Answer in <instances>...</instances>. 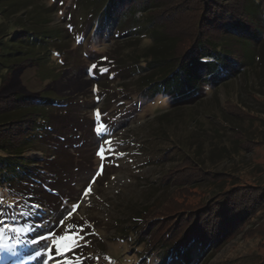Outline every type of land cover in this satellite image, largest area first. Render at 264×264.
Masks as SVG:
<instances>
[{"label":"rangeland","instance_id":"1","mask_svg":"<svg viewBox=\"0 0 264 264\" xmlns=\"http://www.w3.org/2000/svg\"><path fill=\"white\" fill-rule=\"evenodd\" d=\"M170 1L185 2V7L164 13L170 16L168 25L181 23L184 31L194 23L197 0ZM43 2L51 8L50 26L61 30L65 49L60 56H52L49 66L29 63L14 69L0 95L47 91L73 104L71 108L85 124L77 132L80 139L73 148V162L58 173L62 195L58 211L36 204L35 224L29 232L32 237H25L21 227L10 226V236L2 235L0 240V264H42L44 257L36 253L59 236L69 235V224L75 225L71 234L78 232L85 237L75 253L67 254L75 264H158L156 250L140 243L133 230L125 229L136 208L156 201L136 228L143 227L149 233L147 238H155L162 230H151L154 225L161 226L163 214H167L166 219L206 202L215 182L226 186L232 180L264 187V43L256 44L260 57L257 71H240L216 86H207L193 104L172 107L169 97L149 100L138 96L137 66L132 62L142 46L118 44L119 40L114 42L105 34L86 29V13L77 0ZM147 42L144 39L142 45ZM60 57L66 59L63 65ZM93 64L97 65L95 70H91ZM97 109L106 125L99 135L94 131ZM105 140H111V145L105 144L106 149L112 148L107 153L110 158L103 162L104 171L92 182L90 194L83 196L101 164L96 153ZM196 150L203 168L235 178L208 174L196 184H187L184 177L197 178L199 168L183 161V152L193 154ZM40 154L41 149L33 152L34 156ZM74 204L78 207L70 217L67 213ZM61 218L64 224L57 226ZM50 229L47 241L33 243L36 236ZM62 243L70 246L73 242ZM190 245L188 253L167 264H264V206L214 252L216 244L203 252L198 243Z\"/></svg>","mask_w":264,"mask_h":264},{"label":"trees","instance_id":"2","mask_svg":"<svg viewBox=\"0 0 264 264\" xmlns=\"http://www.w3.org/2000/svg\"><path fill=\"white\" fill-rule=\"evenodd\" d=\"M77 3L86 13V29L105 34L111 41L119 40L118 44L134 42L135 47L142 46L132 62L137 66L135 81L140 97H169L172 107L193 104L207 86H216L240 71L259 69L260 57L255 50L258 42L264 43V0H197L194 23L186 31H182L181 23L168 25L170 16L164 15L171 8L185 7V2ZM50 9L43 0H0V89L14 69L29 63L49 66L53 55L62 54L65 47L61 30L50 26ZM144 39L148 42L143 46ZM60 60L63 65L66 59ZM72 105L47 91L0 95V240L5 234L10 236L12 225L21 227L25 237H32L29 232L35 224L36 204L50 212L58 211L62 197L58 173L73 162V148L80 139L77 132L85 124ZM36 149H41V154L34 156ZM195 154L197 150L193 154L183 152L182 160L199 168L198 173L195 171L197 178L184 177L187 184H196L208 174L235 178L203 168ZM218 182L213 183L206 202L166 219L167 214H163L161 226L154 225L151 230H162L155 238H147L149 233L143 227L136 230L155 206L154 200L136 208L125 229L133 230L140 243L156 250L158 264L188 253L195 242L200 252L216 244L214 252L223 240L248 223L258 207L264 206V187L232 180L226 186Z\"/></svg>","mask_w":264,"mask_h":264},{"label":"snow or ice","instance_id":"3","mask_svg":"<svg viewBox=\"0 0 264 264\" xmlns=\"http://www.w3.org/2000/svg\"><path fill=\"white\" fill-rule=\"evenodd\" d=\"M96 68H97L96 64H93L91 66V70H95ZM102 71H108V69H102ZM95 115H96V122L94 126V131L96 134L99 135L100 133L106 130V125L103 122H101V112L99 109L96 110ZM105 144L111 145V140H105V142L98 147L96 155L101 160V164L97 172L93 175L92 181L89 182L88 187L83 191L82 193L83 196H88L90 194V192L92 191V182H94L95 178L97 176H100L104 171L105 165L103 162L106 159L110 158L108 157L107 153L112 152V148L108 147L106 149ZM77 207L78 205L74 204L72 211H69L67 215L71 217ZM63 224H64V219L61 218L57 226H63ZM67 228L70 233L69 235L59 236L57 239L52 240L50 244H46V246L43 249H41L36 253L37 256L42 255L44 257L42 264H75L74 261L67 259V254L75 253V249L81 247L80 241L84 240L85 237L79 235L78 232L75 234H71L75 231V225L69 224ZM81 231H83V229H81ZM51 232L52 230L50 229L49 233L36 236L35 239L33 240V243L39 245L41 240L47 241L49 238V234ZM63 241H72L73 243L69 246V245H64L62 243ZM53 253H55V255H53ZM79 259H80L79 256H77L76 260L79 261Z\"/></svg>","mask_w":264,"mask_h":264}]
</instances>
